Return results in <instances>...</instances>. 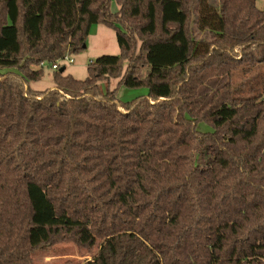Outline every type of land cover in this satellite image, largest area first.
Masks as SVG:
<instances>
[{
	"label": "trees",
	"instance_id": "trees-1",
	"mask_svg": "<svg viewBox=\"0 0 264 264\" xmlns=\"http://www.w3.org/2000/svg\"><path fill=\"white\" fill-rule=\"evenodd\" d=\"M115 1L0 0V264H264V10ZM97 23L118 54L31 87Z\"/></svg>",
	"mask_w": 264,
	"mask_h": 264
},
{
	"label": "rangeland",
	"instance_id": "rangeland-1",
	"mask_svg": "<svg viewBox=\"0 0 264 264\" xmlns=\"http://www.w3.org/2000/svg\"><path fill=\"white\" fill-rule=\"evenodd\" d=\"M216 3L218 0H209ZM257 6L264 10V0H257ZM119 5L115 0H111L110 9L117 10ZM89 35L86 47L81 49L77 53L68 52L73 58L72 62L64 61L61 67H66L65 74H71L77 79H83L88 75L87 66L90 60L98 58L103 54L115 55L120 51V47L117 43L116 31L113 28H109L103 23H97L94 25ZM47 63L44 75L38 81H32L31 86L38 90H45L54 85L53 81V67ZM117 86L116 79H111L109 82L104 80L100 83V88L103 92L109 89H114ZM148 89L141 88H128L120 85L117 90V96L124 101L133 99L136 95H147ZM199 128H207L206 124L199 125ZM94 253L88 250L79 248L74 242H64L52 247L49 250H37L33 257L32 264H83L87 259L92 258Z\"/></svg>",
	"mask_w": 264,
	"mask_h": 264
},
{
	"label": "built area",
	"instance_id": "built-area-1",
	"mask_svg": "<svg viewBox=\"0 0 264 264\" xmlns=\"http://www.w3.org/2000/svg\"><path fill=\"white\" fill-rule=\"evenodd\" d=\"M64 61H68V62H72L73 58L69 55V53H67L64 58L62 59H58L53 63V69H58L59 67L62 66V63H64ZM48 63V61H42L41 64L42 66H46Z\"/></svg>",
	"mask_w": 264,
	"mask_h": 264
},
{
	"label": "crops",
	"instance_id": "crops-1",
	"mask_svg": "<svg viewBox=\"0 0 264 264\" xmlns=\"http://www.w3.org/2000/svg\"><path fill=\"white\" fill-rule=\"evenodd\" d=\"M93 29H95V31H96V28H95V26H92V30H91V32L93 31ZM91 34V33H90ZM65 67V66H64ZM61 68H63V67H61ZM66 68V67H65ZM65 70V69H64ZM116 82H118V79H116ZM32 87V86H31ZM54 87V85H52V86H50L49 88H53ZM32 88H34V87H32ZM34 89H36V88H34ZM38 90V89H37Z\"/></svg>",
	"mask_w": 264,
	"mask_h": 264
},
{
	"label": "water",
	"instance_id": "water-1",
	"mask_svg": "<svg viewBox=\"0 0 264 264\" xmlns=\"http://www.w3.org/2000/svg\"><path fill=\"white\" fill-rule=\"evenodd\" d=\"M64 69H65V67L61 68V71L63 72V71H64Z\"/></svg>",
	"mask_w": 264,
	"mask_h": 264
}]
</instances>
